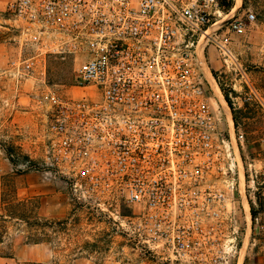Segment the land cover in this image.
I'll return each instance as SVG.
<instances>
[{
  "label": "built area",
  "instance_id": "obj_1",
  "mask_svg": "<svg viewBox=\"0 0 264 264\" xmlns=\"http://www.w3.org/2000/svg\"><path fill=\"white\" fill-rule=\"evenodd\" d=\"M233 7L4 0L20 45L12 72L42 76L37 169L62 177L79 201L131 209L121 227L160 264H241L244 171L201 65L208 45L233 63L232 35L255 18ZM51 54L72 57L71 84L44 82Z\"/></svg>",
  "mask_w": 264,
  "mask_h": 264
},
{
  "label": "rangeland",
  "instance_id": "obj_2",
  "mask_svg": "<svg viewBox=\"0 0 264 264\" xmlns=\"http://www.w3.org/2000/svg\"><path fill=\"white\" fill-rule=\"evenodd\" d=\"M3 6L4 0H0V141H14L29 161L12 164L0 149V202L2 178L10 175L12 182L5 181L8 195L34 198V210L40 217L62 223L55 226L50 242L35 244L24 238L21 220L9 219L0 243L9 256H0V264H160L136 246L121 227L120 222L128 220L131 209L79 201L62 177L37 169L36 146L46 124L36 96L42 76L18 78L12 72L19 37L9 25ZM239 7V13L250 10L255 18L247 22L243 34L232 35L233 63L225 62L208 45L201 65L204 80L220 105L225 127L234 132L244 171L245 180L239 188L242 190L244 184L247 202L242 196L235 202V225L243 239L239 261L264 264V0H240ZM73 65L71 56L51 54L46 59L44 82L71 84ZM16 170H21L20 174L15 175ZM251 208L257 211L254 219Z\"/></svg>",
  "mask_w": 264,
  "mask_h": 264
},
{
  "label": "trees",
  "instance_id": "obj_3",
  "mask_svg": "<svg viewBox=\"0 0 264 264\" xmlns=\"http://www.w3.org/2000/svg\"><path fill=\"white\" fill-rule=\"evenodd\" d=\"M231 3H228L229 7ZM221 87V86H220ZM225 100L229 104V99L224 94ZM235 125H237L236 117L234 116ZM0 149L3 150L7 159L12 163L18 160L29 161V158L24 154L18 144L14 141H0ZM21 170H16L15 175L20 174ZM10 176V175H9ZM8 175L4 176V187L1 191V202L0 209L3 211L0 214V243H2V232L4 231L5 222H8L9 219H19L23 222L25 226L24 238L29 243H43L50 242L52 239V234L54 233L55 226L61 221H56L55 219H47L40 217L34 210L36 206L34 204V198H17L13 193L8 195V192H5V181H9ZM12 182V180H10ZM257 211H254L251 208V217L254 219ZM260 212V211H258ZM62 223V222H61ZM0 256H9L4 250L0 248Z\"/></svg>",
  "mask_w": 264,
  "mask_h": 264
},
{
  "label": "bare ground",
  "instance_id": "obj_4",
  "mask_svg": "<svg viewBox=\"0 0 264 264\" xmlns=\"http://www.w3.org/2000/svg\"><path fill=\"white\" fill-rule=\"evenodd\" d=\"M239 4H240V0H235V3H234V7H233V10H235L236 8H238L239 7ZM211 76V75H210ZM214 81V80H213ZM215 83V82H214ZM215 90L216 91H219L218 93L220 94V90H219V87H218V85L215 83ZM216 93V92H215ZM221 97V96H220ZM228 111V110H227ZM226 112V111H225ZM230 117V116H229ZM230 120V119H229ZM241 181L243 182V177L242 176H240V183H241ZM244 208H245V211H246V209H247V204L245 203L244 204Z\"/></svg>",
  "mask_w": 264,
  "mask_h": 264
}]
</instances>
